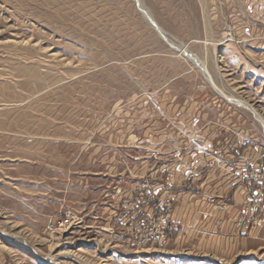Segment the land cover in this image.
<instances>
[{"label": "rangeland", "instance_id": "374dc122", "mask_svg": "<svg viewBox=\"0 0 264 264\" xmlns=\"http://www.w3.org/2000/svg\"><path fill=\"white\" fill-rule=\"evenodd\" d=\"M140 1L0 0V264H264V0Z\"/></svg>", "mask_w": 264, "mask_h": 264}, {"label": "bare ground", "instance_id": "6f19581e", "mask_svg": "<svg viewBox=\"0 0 264 264\" xmlns=\"http://www.w3.org/2000/svg\"><path fill=\"white\" fill-rule=\"evenodd\" d=\"M134 1L138 4V6L140 8V12L144 15L145 19H147V21H149L151 23V25L153 26V28L155 29V31L157 33H159L160 35H163V32L161 31L162 28L159 27V26H156L157 24L154 22L153 18L148 13V11H146L147 9L146 10L144 9L143 5L141 4V1L140 0H134ZM173 46L175 48H177L175 50L178 52V54L181 57H183L184 59H186L187 61L191 62L193 65H195V67L200 72H202L201 69H200V67L205 68V70L207 71V73L209 75L207 78L206 77L205 78L209 82L211 81L212 83L211 82L210 83L213 84L212 78H211V76H210V74H209V72H208L205 64L197 56H195L194 54L190 53L189 50L186 48L185 44H182L181 46H175V45H173ZM213 87H215L214 84H213ZM218 92L221 93V91L219 89H218ZM228 99H230L232 102H234V103H236V104H238L240 106H243V107L245 106V107L248 108V104L245 103V102H243V101H241V100H239V99L230 98V97H228ZM253 113L256 116V118L262 123V126L264 127V119L262 118V116L260 114L256 113L254 110H253Z\"/></svg>", "mask_w": 264, "mask_h": 264}, {"label": "water", "instance_id": "95a60500", "mask_svg": "<svg viewBox=\"0 0 264 264\" xmlns=\"http://www.w3.org/2000/svg\"><path fill=\"white\" fill-rule=\"evenodd\" d=\"M200 67V66H199ZM200 69H201V73H202V75L204 76V77H208L209 75H208V73H207V71L205 70V68H202V67H200ZM211 82V81H210ZM212 83V82H211ZM213 85V84H212ZM264 129V128H263Z\"/></svg>", "mask_w": 264, "mask_h": 264}]
</instances>
